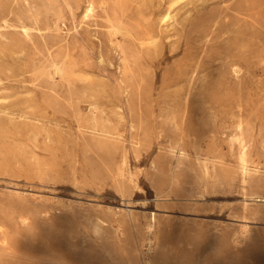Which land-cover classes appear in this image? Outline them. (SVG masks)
I'll use <instances>...</instances> for the list:
<instances>
[{
    "label": "rangeland",
    "instance_id": "rangeland-1",
    "mask_svg": "<svg viewBox=\"0 0 264 264\" xmlns=\"http://www.w3.org/2000/svg\"><path fill=\"white\" fill-rule=\"evenodd\" d=\"M0 264H264V0H0Z\"/></svg>",
    "mask_w": 264,
    "mask_h": 264
},
{
    "label": "bare ground",
    "instance_id": "bare-ground-1",
    "mask_svg": "<svg viewBox=\"0 0 264 264\" xmlns=\"http://www.w3.org/2000/svg\"><path fill=\"white\" fill-rule=\"evenodd\" d=\"M172 12V11H171ZM233 67V66H232ZM232 69V68H231ZM244 148V147H243ZM240 162V161H239ZM242 163V162H240ZM245 172V171H244ZM152 220L154 221L155 220V217L152 218ZM241 226V225H240ZM149 227L151 228L152 227V223L149 225ZM236 234V233H235Z\"/></svg>",
    "mask_w": 264,
    "mask_h": 264
}]
</instances>
